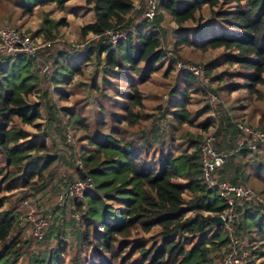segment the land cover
I'll return each instance as SVG.
<instances>
[{
    "label": "trees",
    "instance_id": "obj_1",
    "mask_svg": "<svg viewBox=\"0 0 264 264\" xmlns=\"http://www.w3.org/2000/svg\"><path fill=\"white\" fill-rule=\"evenodd\" d=\"M68 1L20 0L19 7L32 14L37 5L62 9ZM83 1L91 5L93 19L80 27L81 38L134 26L116 44L93 40L80 55L83 63L104 62L101 71L92 75L90 89L102 92V85L109 83L121 97L101 93L103 99L96 100L89 89L86 96L75 89L66 92L64 87L83 69L79 60L64 61L60 52L49 80L47 75L39 78L34 60L22 53L0 56V188L5 184L6 190L18 193L12 203L0 197V264H60L66 250L63 242L70 236L78 241L70 264H214L212 252L221 264L231 246L227 230L214 217L228 207L217 190L207 188L201 179L200 145L208 135L214 137L215 150L227 154L215 171L217 180L249 185L262 199L235 202L233 235L247 252L244 264H264V140L255 141L251 149L237 127L240 123L264 131V116L252 121L259 107L253 99L264 86V0H157L160 13L153 20L142 16L143 3L134 9L133 0ZM8 4L9 0H0L1 6ZM165 14L178 27L169 50L163 46ZM7 18L11 23L12 16ZM62 24V19H45L40 30L53 40L50 28ZM205 51L215 55L205 57ZM197 60L208 83L201 81L203 76L176 68L178 61ZM157 72L159 84L150 89ZM35 90L46 98L42 108L47 119L41 132L28 139L29 134L17 125L33 124L43 116L41 102L27 101ZM235 92L239 94L234 96ZM210 94L216 96L214 101L210 102ZM52 95L57 101L73 95V104L57 106ZM227 101L240 102L238 109L224 106ZM196 103L201 107L194 110ZM236 110L243 113H233ZM59 128L64 143L73 148L75 162L82 164L81 168L76 164V178L59 191L86 176L93 187L62 203L63 211L66 206L73 211L70 218L51 221V216L46 232L33 237L41 244L56 239L54 250L24 257L30 244L22 234L31 225L21 222L26 214L21 203L45 190L44 181L56 175L61 156L51 153L43 138L53 139V130ZM38 136L42 140L37 141ZM154 230L148 245L144 235ZM240 239L246 240L244 247ZM85 250L92 259L82 255Z\"/></svg>",
    "mask_w": 264,
    "mask_h": 264
},
{
    "label": "rangeland",
    "instance_id": "obj_2",
    "mask_svg": "<svg viewBox=\"0 0 264 264\" xmlns=\"http://www.w3.org/2000/svg\"><path fill=\"white\" fill-rule=\"evenodd\" d=\"M133 1L136 6H139V7H134V9H140L141 3L144 4L143 0H133ZM19 4H20V0H9V4L7 8L0 5V26L4 24H9L15 27L20 34L30 36L31 38L36 39L40 42L49 41L51 43L50 47H45L39 50L38 60L34 61L33 68L36 74L39 76V78H42L44 77V75H47V79L49 80V77L53 75V68H54L53 64H54L55 56L58 52H60L63 55H65L64 61H67L70 58L79 60L78 61L79 66L80 68L83 69L82 75H75V77L72 80L73 83L71 85H66L64 87L66 92L73 93L72 91L75 89L81 92L82 95L85 94L86 96V94L88 93V89H89L90 95L95 96V98H97L96 100L103 99L104 96H102L101 93L107 94L109 96L115 95L116 98L121 97L119 93L113 90L112 86L109 83H105L104 85H102L103 87L102 92H96V90L90 89V83L92 82V75L94 74L95 70H97L98 72L101 71V69L103 68L104 62L103 60L101 61L92 60V61H86L85 63H83L82 60L80 59V55L85 53L86 47L91 45V43L93 42V41H90L84 46H77L81 44V42H84L87 39V38H81L80 27L90 22L93 19L91 5L85 4L83 0H70L66 3L65 7L62 9L57 7L55 4H45V5H40V6L37 5L34 7L33 13L29 14V13H24L23 9L19 7ZM144 10H145V4H144ZM144 10H143V13H144ZM157 13H160V11L159 12L157 11ZM202 15L205 21L209 20L208 10H204ZM10 16H12L11 23L8 21V18H7ZM45 19H50L53 21L60 20V19L63 20V24L58 26L56 29L50 28L52 31V34L55 35V38L53 40L46 39L44 37L43 31L40 30ZM205 21H203L201 24H203ZM161 24H162L161 25L162 28L165 30V34L163 37V46L164 48L169 50L173 47L172 45L174 43V35L177 33L176 31L178 30V27L173 17L168 14L164 15L161 21ZM213 30L218 31V29L216 28ZM191 50H196V49H191ZM204 53H205L204 54L205 57H209V58H212V56L215 55V54L211 55L213 51H211V53H209L208 51H205ZM39 61L47 62L50 64V69L48 73H45V74L38 73L35 65H36V62H39ZM195 62L196 63H189V65L198 64L202 66V62L200 60H197ZM184 64L188 65V63H184ZM176 68H178L177 64H176ZM221 68H229L230 70H233L236 67L235 66H223ZM160 75H161L160 72L155 73V76L157 77L155 80L157 81H154L153 84L149 85L150 89L151 87L153 88L154 85L159 84L158 80L161 79ZM208 78L209 77L207 76H203V78H201V81L204 79L208 80ZM97 80L101 83L98 77H97ZM78 82H82V84H85V86L82 85L80 86L81 89H77L76 86L73 84L78 83ZM60 86H64V85H60ZM49 87L52 92L53 84H49ZM41 94H42V91L35 90L32 96L27 98V101L28 102H41L42 105L40 106V108L42 110L43 116L40 119L36 120L33 124L17 125V127L22 128L26 133L29 134L28 139L40 133L41 132L40 130L43 129L46 124L47 116L42 108L43 104L46 101V98L41 99ZM144 94L147 95L148 93L145 91ZM232 94L236 96L237 94H239V92H235ZM56 98L57 97L55 95H52L51 102L56 103L57 106H64V105L69 106L73 104V100H72L73 95L72 96L68 95V98L66 100L57 101ZM90 100L92 101L93 98L90 97ZM255 100L257 101L255 102V104H259V107H257L252 117V121L254 123L257 120H260L264 116V86H261L260 96H257L255 99H253V101ZM239 103L240 102L227 101V102H224L223 104L224 106H227V107H229L232 104V106H235V109H238L237 106L239 105ZM253 105L254 103L251 105V108L253 107ZM200 107H201V104L196 103V105L194 106V110L199 109ZM88 108H90V106L87 107V110ZM233 113L240 114V113H243V111L236 110V111H233ZM213 114L214 113H212V115ZM55 124L53 125L54 127L56 126ZM54 127L52 128L54 129ZM66 130H67L66 132L71 131L70 135L73 132L72 130H70V127H68ZM53 133H54L53 139L51 138L52 137L51 135L50 136L45 135L43 138L44 139L43 141L45 145L50 148V152L53 154L60 155L62 160L60 161L59 165H57L54 169V172L56 175L53 178H51L50 176V180L48 179L44 181V182H48L46 189L36 194L34 197L30 198L29 196L27 200L28 203L29 201H31L33 202V204H35L33 205L32 203H29L37 213L43 214L44 216H46L47 221L49 218H51V216H53L51 218V221L53 220V218L61 217V216H66L67 218H70L71 216L70 214L73 211H71L70 206H66L65 211H63L62 203L58 202L57 195L60 192L59 189L62 186L68 184L74 178H76L75 167L77 164V162H75V157L73 156V148L64 143L65 141H64L63 130L59 128V129H56V131L53 130ZM36 140L40 141L42 140V137L38 136ZM19 142H23V140H20ZM179 142H182V141L179 139ZM182 145L184 147L185 143H182ZM172 146H173L172 147L173 149L171 150H174L175 144H172ZM0 166H2V163H0ZM70 177H72V179L69 180L68 178ZM54 186H57V188ZM3 196L7 198V203L9 202L12 203L16 200L18 193L16 191L6 190L5 184H3L2 187L0 188V197H3ZM186 199H187V196H186ZM22 206L25 207L23 203H21V208ZM21 222L22 224L27 223L25 215L21 216ZM68 229H70V227L66 228V230ZM45 230L46 229L43 228V233L46 232ZM155 233H156V230L150 232L149 234L144 235V237L147 239L146 244L149 245L151 243V240L148 237L150 235L151 236L155 235ZM22 238L29 240V244H30L29 246L27 247L25 246L24 248V250L26 251L24 257H28L32 254H38L40 251H43L46 248L48 249L51 248L54 250L55 246H57V240L53 238L49 242L45 243L47 245L37 242V240H35L33 236L31 235L29 226L23 232ZM245 241L246 240L244 241L241 240V244L243 247H244ZM77 242L78 241L75 238V236H70L64 240L63 247L66 248V250H65V253L61 256L60 264H70L71 263L70 262L71 259L76 254ZM216 254L217 253L212 252L210 255L214 259V264H218L220 261V258L215 256ZM221 254L224 255V250H221ZM82 255L88 256L89 259H92L93 257L90 253L87 252V250H85L84 253H82ZM221 264H223V258H221Z\"/></svg>",
    "mask_w": 264,
    "mask_h": 264
},
{
    "label": "built area",
    "instance_id": "obj_3",
    "mask_svg": "<svg viewBox=\"0 0 264 264\" xmlns=\"http://www.w3.org/2000/svg\"><path fill=\"white\" fill-rule=\"evenodd\" d=\"M145 4V10L143 16L148 20H153L157 13V0H143ZM135 4V3H134ZM139 7V6H134ZM134 30V26L125 29L119 26L111 29H105L99 34H92L84 42L77 46H84L88 42L93 40H100V42H107L109 44H116L119 40L124 39L129 32ZM49 41L40 42L30 36L20 34L17 29L9 24L0 26V56H12L18 53H22L27 57L38 60L39 50L45 47H50ZM170 55V52H167ZM177 69L186 70L191 72L196 77H202L204 75V68L198 64L185 65L182 62H177ZM36 70L39 74H45L49 72L50 64L47 62H36ZM207 79H204L206 81ZM216 96L210 94V100L214 101ZM237 127L242 130L246 135L243 141H247L249 148L254 149L255 141L264 140V131L256 130L245 124H238ZM69 138H71L68 132ZM214 137L208 135L204 138L200 145V162H201V179L207 188L216 189L218 195L227 204V210L222 214H219L223 221V226L228 232L230 241V251L226 253L223 259V264H244L247 252L240 247V242L233 235V223L236 219V214L233 210L235 202L243 204L249 201L261 202V197L257 192L249 185H237L227 181H219L216 178V169L222 166L227 159V154L218 152L213 147ZM77 166L82 167L80 161H77ZM93 187L92 180L89 176L84 179H75L71 184L64 187L57 195V200L63 203L66 199L80 198L87 191ZM23 205L26 208V220L30 223V232L33 237L40 238L43 234V228L46 225L47 218L43 214L37 213L33 207L24 200ZM264 212V209L262 210Z\"/></svg>",
    "mask_w": 264,
    "mask_h": 264
},
{
    "label": "water",
    "instance_id": "obj_4",
    "mask_svg": "<svg viewBox=\"0 0 264 264\" xmlns=\"http://www.w3.org/2000/svg\"><path fill=\"white\" fill-rule=\"evenodd\" d=\"M214 221H215L216 224H218V225H222V224H223L222 218H221L220 216H215V217H214Z\"/></svg>",
    "mask_w": 264,
    "mask_h": 264
}]
</instances>
